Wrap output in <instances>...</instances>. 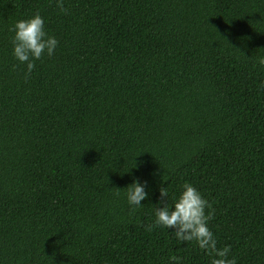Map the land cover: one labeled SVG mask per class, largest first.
Returning <instances> with one entry per match:
<instances>
[{"label": "trees", "instance_id": "16d2710c", "mask_svg": "<svg viewBox=\"0 0 264 264\" xmlns=\"http://www.w3.org/2000/svg\"><path fill=\"white\" fill-rule=\"evenodd\" d=\"M63 3L0 0V264H210L149 230L185 183L217 246L264 264V0ZM35 13L59 44L28 73L11 28Z\"/></svg>", "mask_w": 264, "mask_h": 264}, {"label": "clouds", "instance_id": "9594fccd", "mask_svg": "<svg viewBox=\"0 0 264 264\" xmlns=\"http://www.w3.org/2000/svg\"><path fill=\"white\" fill-rule=\"evenodd\" d=\"M56 5L60 11H66L63 0H56ZM11 31L12 55L25 65L28 73L35 67V61L44 56L51 57L57 50L59 42L55 36L48 34L44 18L39 13L17 20ZM257 63L264 67V57L259 58ZM259 87L264 88V81L259 83ZM159 191L163 199L158 202L159 206L154 207L155 220L149 230L156 227L167 231L172 229L168 231L170 238L185 244L195 242L197 248L210 257V264H237L236 258L230 256L229 246H217V237L209 227L213 218L211 204L195 186L190 183L181 185L178 195L172 197L171 205L167 202L168 192L164 188ZM125 197L133 209L142 207L141 201L148 197L147 181L133 179L125 188ZM177 260V257L169 256L167 264H177Z\"/></svg>", "mask_w": 264, "mask_h": 264}]
</instances>
